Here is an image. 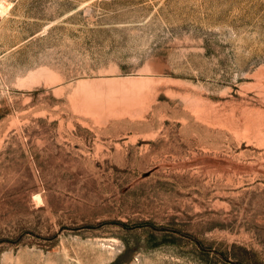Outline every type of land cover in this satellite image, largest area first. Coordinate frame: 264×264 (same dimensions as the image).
I'll list each match as a JSON object with an SVG mask.
<instances>
[{"label": "rangeland", "instance_id": "obj_1", "mask_svg": "<svg viewBox=\"0 0 264 264\" xmlns=\"http://www.w3.org/2000/svg\"><path fill=\"white\" fill-rule=\"evenodd\" d=\"M0 4V264H264V0Z\"/></svg>", "mask_w": 264, "mask_h": 264}, {"label": "bare ground", "instance_id": "obj_2", "mask_svg": "<svg viewBox=\"0 0 264 264\" xmlns=\"http://www.w3.org/2000/svg\"><path fill=\"white\" fill-rule=\"evenodd\" d=\"M0 5H1V4H0ZM1 8H2V7L0 6V13H1ZM2 10H3V9H2Z\"/></svg>", "mask_w": 264, "mask_h": 264}]
</instances>
